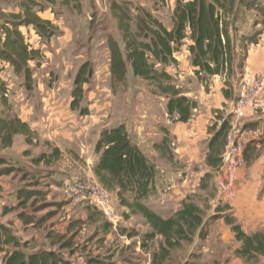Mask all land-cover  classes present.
Segmentation results:
<instances>
[{"label":"rangeland","instance_id":"obj_1","mask_svg":"<svg viewBox=\"0 0 264 264\" xmlns=\"http://www.w3.org/2000/svg\"><path fill=\"white\" fill-rule=\"evenodd\" d=\"M35 1L42 3L43 12L40 16L51 18L57 31L45 41L33 30L22 29L27 43L39 52L37 59L29 64L33 74L32 84L30 88L27 87L22 77L14 75L7 64H1L0 113L10 115L12 112L18 115L20 104L30 106L32 117L42 130L36 133V145L28 146L26 154L22 151L24 143L22 144L20 137L14 139L11 148L0 150V158L14 170L10 175L0 177V223L7 225L21 241L28 240L29 246L33 248L47 245L44 237L46 230L55 232L62 229L66 233L70 221L82 218L83 206L91 211L94 205L88 200L68 196L65 186L76 177L88 179L87 166L95 155L93 147L100 129L119 123L125 125L131 141L158 169L154 191L147 199V205L166 219L180 208L183 200L189 198L203 210L204 219L214 221L216 217L211 215L214 212L212 209L228 202L218 195L216 182L220 173L210 170L205 164L210 138L208 128L216 121V117L208 121L204 128L200 127L202 125L198 126L196 132L182 130L176 133V137H172L168 128L174 122L167 117L166 98L156 91L154 85L133 76L128 67L125 82L112 87L107 38L112 37L122 46L117 24L110 10L113 0H80L79 10L73 8L71 1L70 6L65 5L64 0ZM176 1L125 0L131 8L133 18L135 8L143 9L167 30L172 28V12ZM17 5V0L8 1L2 4V8L6 12H18ZM227 20L234 47V74L227 79L214 76L207 81L208 87L204 90L193 74L190 61L183 59L182 51L188 45L185 41L177 52L181 62L176 61V65L165 67L167 72L175 76L172 80L177 88L184 84L185 89L195 94L213 92L214 95V88L217 86L221 88V93L222 90H227L230 95L228 101H235L243 78L240 74H244L246 68L248 50L260 52L264 47V0H235V6ZM253 37L257 39V45L248 42ZM86 61L91 62L94 76L84 87L81 107L87 108L89 114L82 117L77 111L70 110L69 102L75 73ZM156 68L160 70L161 66L156 65ZM48 97L55 98L59 109L67 107L65 111L68 117H62L54 123L51 139L47 140L44 137L47 128L43 126L47 124L41 120L46 116L44 104ZM252 107L253 115L239 120L234 130L235 137L245 134L247 145L254 141L252 137L255 140L258 138L254 134L264 120L263 107ZM229 110L232 112L231 107ZM229 114L231 113L223 111L224 116ZM197 116L199 111L195 110L191 120ZM166 136L172 147L171 157L168 159L154 147ZM55 143L60 150L57 161L50 158L40 165L32 163L33 158L49 154ZM1 187L4 189L1 190ZM19 188L36 192L27 205L21 208H18L16 198ZM113 204L120 221L107 234L101 231L99 233L84 224L85 228H80L73 240V254L69 255L74 264H83L89 257H99L105 264L142 263L143 258L136 257L125 240L130 239L126 236L128 233L143 234L144 221L139 216L124 219L118 203L113 201ZM14 206L15 210L7 212ZM123 230L126 234L122 233ZM188 248L189 246L178 255L181 262L186 258Z\"/></svg>","mask_w":264,"mask_h":264},{"label":"trees","instance_id":"obj_2","mask_svg":"<svg viewBox=\"0 0 264 264\" xmlns=\"http://www.w3.org/2000/svg\"><path fill=\"white\" fill-rule=\"evenodd\" d=\"M8 1L15 0H0V65L7 64L14 75L22 77L24 84L30 88L33 74L29 64L37 59L39 52L27 43L22 29H31L39 38L47 41L57 28L51 21L40 16L43 12L41 2L17 0L18 12H6L2 4ZM70 1L74 4L73 8L80 9V0H64V4L70 6ZM234 6L235 0H177L172 12V28L167 30L145 10L135 8L136 14L133 18L131 8L125 0H113L110 10L116 21L122 46L112 37L107 38L112 87L125 82L129 67L133 76L154 85L156 91L165 96V109L169 119L174 123H188L199 105L195 100L182 95L165 67L176 65L174 54L182 43L188 41L186 50L190 66L204 90L208 87L207 81L214 76L230 78L236 67L233 65L234 47L227 17L232 13ZM248 42L258 44L255 37ZM156 65L161 66V69H157ZM93 76V66L91 62L86 61L80 65L73 78L69 108L71 111H77L82 117L89 114L87 108L81 107V103L84 87L90 83ZM240 76L242 78L243 74ZM222 95L226 100L230 98L225 89L222 90ZM237 98L236 95L235 101ZM3 104L6 105L5 102ZM214 114L216 121L208 128L210 138L207 142L205 164L216 172L221 164L230 125L229 115L226 121L219 124L223 111L216 110ZM17 136H21L29 147L36 145V133L26 122L16 114L0 113V150L11 148ZM154 147L167 159L171 157L172 147L167 136ZM93 150L98 155L97 163L92 169L94 182L115 195L119 207L123 210L124 219L139 216L148 227V231L140 236L139 247L149 253V264H180V252L192 245L195 239L200 242L206 239L203 228L204 212L189 198L183 200L180 208L166 219L147 205L146 201L154 191L158 169L131 141L123 123L100 129ZM26 153L25 151L24 154ZM59 157L60 151L52 148L49 154L39 155L34 162L41 163L50 158L57 161ZM13 171V168L7 166V162L0 158V177L10 175ZM35 193L19 188L16 194L18 208L27 205ZM225 209L227 205L218 206L215 211L221 212ZM87 210L86 219L70 221L66 233L48 230L45 234L47 245L41 248L30 247L29 241L22 242L8 227L0 224L1 264H74L69 255L73 254V240L81 230L82 224L98 223L102 233L111 229V225L102 219L94 206L91 211L88 207ZM215 217H222L224 222L231 226L235 240L240 243V247L235 251L238 258L253 264L259 256H264V233L258 232L248 236L228 216L217 214ZM68 233L71 235L68 236ZM122 233L126 234L125 230ZM126 236L132 238L136 233L131 232ZM200 248L198 246L197 250ZM188 258H199V254L193 252ZM83 264L105 262L99 257H89Z\"/></svg>","mask_w":264,"mask_h":264},{"label":"crops","instance_id":"obj_3","mask_svg":"<svg viewBox=\"0 0 264 264\" xmlns=\"http://www.w3.org/2000/svg\"><path fill=\"white\" fill-rule=\"evenodd\" d=\"M42 18L51 21V18L49 17L42 16ZM259 51L260 52L256 51L255 49L254 50L250 49L247 52L246 68L244 70L242 79L251 81L255 78H260V80L262 81V85L253 103L251 104V106L247 108L245 118H249L250 116L253 115L252 106L263 107L262 109L264 111V47L263 50H259ZM182 53L184 54L183 59H185L186 62L187 60L189 61V54L186 51V49H184ZM174 57L178 63L181 62L179 53H177V55H175ZM167 73L171 77L175 78V76H172L173 74H171L169 71ZM178 86H179L178 88L181 90L182 95L195 100L199 104V109H198L199 116H197L194 120H190L188 123L185 124L170 123L171 125L169 124L170 127L168 128V132L172 137L173 136L176 137V133L178 131L189 130L190 132L193 133L196 132L195 131L196 128L200 125H202L200 127L204 128L207 125L208 121L214 119L213 117L215 116V114L213 111L221 110L226 113H230L229 110L230 107L233 108L236 102V101H228V99L226 100L221 93L220 90L221 88H217V86H215L214 88V92H215L214 95L213 92H210L209 94H205L204 92H199L198 94H195L194 92L185 89L184 84H180ZM217 89H219L218 92ZM239 94H240V88L238 89L236 95L239 96ZM223 105H225V107L227 105L228 107L225 108L223 107ZM44 106H45L44 109L46 110V116L42 117L41 121L42 122L45 121L47 124L43 126L44 128H47L46 135H44V137L48 140L51 139V135L53 134L52 126L54 125V123L60 121L62 117H68L66 116V111H65L67 107L66 108L62 107L61 109H59V107L56 104V100L53 97H48ZM30 109H31L30 106L27 107V105L20 104L19 105L20 112L18 111L17 114L19 118L22 121L26 122L35 133H38V131L42 130V128L34 121ZM65 135L67 136L68 133ZM254 135L256 136V138L257 137L258 138L255 140V138L252 137L254 141L250 142L246 146L247 149L245 150V154H244L245 167L241 169L238 174V180H237L238 191H237L236 199L233 200L232 202H227L226 204L227 209L221 212H216L214 210L215 209L214 207L212 209L214 212H212L211 214L214 217L217 214L220 216H224V215L228 216L230 219H232L235 222V224L239 225L242 231L248 236H251L258 232L264 233V143H263L264 120L260 124V129L258 130V132H255ZM17 137H20L22 139V144H23L24 143L23 138L21 136H17ZM52 147L57 148L59 150V147L56 143L55 146ZM27 149L28 146L25 145L24 143V148L22 151L23 152L27 151ZM34 159L35 158L31 160L33 164L35 165L42 164V162L41 163L34 162ZM97 160H98V155L95 154L91 160V163H89L90 165L87 166L88 171H86V176H88V179L91 181H94L92 169L97 163ZM3 189L4 188L1 187V190ZM111 195L113 201L117 203L115 195L113 193H111ZM15 208L16 206L10 208L9 211L7 212L13 211L15 210ZM178 209L174 210V212H176ZM87 214H88L87 207L83 206V211L81 212L82 218L74 219L73 221H77V220L84 221L86 219ZM5 226L8 227L7 225ZM88 226L93 227V229H96L99 233L101 231L100 224L98 223ZM81 228H85V226L82 225ZM203 228L204 231L206 232V239L203 240L202 242H200L198 239H195L193 244L190 245L188 248V252L185 256L186 258L182 262L180 261L182 259H179L180 264H185L186 262L188 264H250L244 262L242 259L236 256L235 251L240 247V243L235 240L234 234L232 233L231 230V226L227 225L222 217L214 218V221L208 220V218L204 219ZM57 229L60 228L58 227ZM143 229H145L143 233L148 231V227L146 225H144ZM110 230H112V228ZM47 231L48 230H46V232ZM56 232L64 233L62 229H60L59 231L56 230ZM141 235L142 234L140 233L130 239H126L125 243L126 245H129V247L132 248L131 250L134 252V255L136 257L140 259L143 258L141 264H149V258H150L149 253H147L146 251H142L139 247V241ZM198 246L201 247L199 250H197ZM193 252L199 254V258L189 259L188 255ZM253 264H264V256H259L257 262Z\"/></svg>","mask_w":264,"mask_h":264},{"label":"built area","instance_id":"obj_4","mask_svg":"<svg viewBox=\"0 0 264 264\" xmlns=\"http://www.w3.org/2000/svg\"><path fill=\"white\" fill-rule=\"evenodd\" d=\"M262 81L255 78L251 81L241 80L240 94L229 114L230 130L226 136V146L221 157V164L218 169L216 186L218 195L221 198L232 202L237 197V180L241 169L245 167V150L247 140L245 134L235 137V125L246 116L247 108L251 106L261 89ZM232 118H230L231 116ZM227 116H222L219 124L226 121ZM68 196H75L80 200H88L101 214L105 222L115 228L120 217L115 211L111 193L101 188L97 183L89 179L73 178L65 186Z\"/></svg>","mask_w":264,"mask_h":264}]
</instances>
